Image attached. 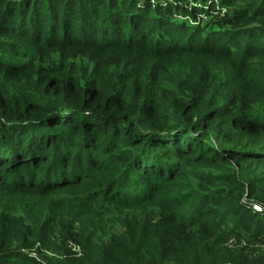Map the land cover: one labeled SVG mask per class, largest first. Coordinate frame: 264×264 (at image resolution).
Returning a JSON list of instances; mask_svg holds the SVG:
<instances>
[{
	"label": "trees",
	"instance_id": "trees-1",
	"mask_svg": "<svg viewBox=\"0 0 264 264\" xmlns=\"http://www.w3.org/2000/svg\"><path fill=\"white\" fill-rule=\"evenodd\" d=\"M193 1L0 0V264H264V0Z\"/></svg>",
	"mask_w": 264,
	"mask_h": 264
},
{
	"label": "rangeland",
	"instance_id": "rangeland-1",
	"mask_svg": "<svg viewBox=\"0 0 264 264\" xmlns=\"http://www.w3.org/2000/svg\"><path fill=\"white\" fill-rule=\"evenodd\" d=\"M187 3L189 5L188 7H193L195 5L200 7V4H197L193 0H187ZM213 3H214V7L210 9L211 13L209 15L200 16L199 20L201 21L202 25H207V26L212 25L214 27V29L217 30V27L214 26L215 25L214 22H216L218 19L226 17L227 14H233L236 9L232 6H228V7L227 6H221L220 0H213ZM258 195H259V197L262 198V203L260 201L257 202L255 200L244 199V201H246L248 203L250 208L253 209L254 205H257V206H260L261 208H263V206H264V187H262L258 191ZM262 213H260V214H262ZM119 231H120V228L117 227V232H119ZM68 249L70 250L71 254L74 255L75 258L80 257V255L82 253L81 248H79L76 245H72L71 243L68 244ZM246 253H248V252H246ZM47 256L50 258L54 257L50 254H48Z\"/></svg>",
	"mask_w": 264,
	"mask_h": 264
},
{
	"label": "built area",
	"instance_id": "built-area-1",
	"mask_svg": "<svg viewBox=\"0 0 264 264\" xmlns=\"http://www.w3.org/2000/svg\"><path fill=\"white\" fill-rule=\"evenodd\" d=\"M253 211L256 213H262L264 211L263 208L260 206L254 205L253 206ZM224 246L232 251L236 250H245V252H248L249 254L256 256L260 252L264 250V245L259 244V243H248L244 239H236V238H230Z\"/></svg>",
	"mask_w": 264,
	"mask_h": 264
}]
</instances>
